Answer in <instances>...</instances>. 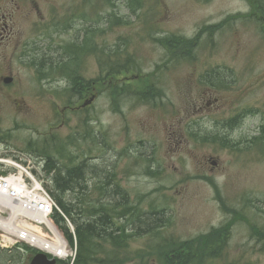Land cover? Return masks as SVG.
<instances>
[{
  "label": "rangeland",
  "instance_id": "1",
  "mask_svg": "<svg viewBox=\"0 0 264 264\" xmlns=\"http://www.w3.org/2000/svg\"><path fill=\"white\" fill-rule=\"evenodd\" d=\"M97 1L11 0L21 8L13 19L16 38L0 41V157L30 159L29 148L47 144L60 164L61 153L72 152L73 164L85 158L87 188L80 196L85 206L100 200L115 208L113 223L104 227L130 235L119 249L124 264H162L169 243L215 228L214 248L222 250L200 264H264V0H145L137 12L129 0L96 7ZM177 35L182 43L164 47ZM87 36L95 37L93 53L83 51L80 72L94 82L80 103L96 99L80 110L78 97L66 96L87 88L74 68L67 70L70 80L39 71L45 58L71 59V46L84 48ZM96 40L105 43L103 52ZM128 57L140 67L128 62L134 70L108 75ZM231 71L233 83L221 87ZM4 76L13 82L3 83ZM151 80L164 93L147 103L138 94ZM71 81L79 83L73 90ZM128 81L140 90H126ZM241 110L248 114L238 115ZM233 119L242 121L224 128ZM216 133L232 146L207 139ZM210 157L218 168L207 165ZM17 245L28 248L29 264L37 247Z\"/></svg>",
  "mask_w": 264,
  "mask_h": 264
},
{
  "label": "trees",
  "instance_id": "2",
  "mask_svg": "<svg viewBox=\"0 0 264 264\" xmlns=\"http://www.w3.org/2000/svg\"><path fill=\"white\" fill-rule=\"evenodd\" d=\"M102 1L104 0H98L96 7ZM106 1L110 2L112 0ZM129 3L130 5L133 4L132 8L135 12L145 7V0H129ZM87 38L95 37L87 36ZM168 38H175L167 43L169 45L176 44L177 46L181 43L178 35ZM133 60V57H128L121 66L127 65L128 62H133ZM71 62L72 59L70 62L64 63L63 66L69 67ZM113 73H115V68L111 66L108 75ZM67 75L72 77L71 74ZM90 89H93V84H90ZM69 145H75V142L71 140ZM64 146L68 147L66 142H64ZM55 150V147L46 144L43 149L32 147L27 152L36 163L38 162L36 157L45 159L42 172H45L47 181L51 182L50 185L46 184V187L57 201L64 215L74 226V231H72L64 215L58 210L54 212L53 220L63 233L68 244L71 247L76 245V257L74 260L72 261V258L69 257L67 260H58V264H71V262H73L72 264H124L125 259L119 254V249L127 247V240L130 235L126 234L124 230L119 235H116L114 232H107L105 228L107 224L113 223L115 208L100 200L91 201L92 204L85 206L84 199L81 197L87 188V184L84 186L83 183L86 177L84 166L87 161L73 164L72 152L69 157L61 153L64 161L60 164L51 154ZM34 172L38 173L36 170ZM117 188L121 190L120 186ZM121 191L123 192V190ZM123 193L125 199H128V195L125 192ZM71 194H77V197L75 199L69 197ZM79 204H81L82 208ZM218 232V229L215 228L198 239L187 240L180 244L176 242L169 243L162 250V255H165L166 260L162 264H200V261L217 257L222 250V248L217 250L214 248L213 241ZM24 247L26 246L17 245L11 248L0 246V264H27L29 258L25 255L24 250L27 251L28 248L25 249ZM36 252V250L31 251L34 254ZM137 256L144 258L140 251L137 252Z\"/></svg>",
  "mask_w": 264,
  "mask_h": 264
},
{
  "label": "flooded vegetation",
  "instance_id": "3",
  "mask_svg": "<svg viewBox=\"0 0 264 264\" xmlns=\"http://www.w3.org/2000/svg\"><path fill=\"white\" fill-rule=\"evenodd\" d=\"M3 2V5L0 6V41L1 43H3V41L5 40H14L15 35H14V32H15V29H14V16L16 15L17 11L20 10L21 6L18 2L16 3H13L11 2V0H0ZM82 11V7L80 6L76 12H81ZM32 13H34V9L30 7V12L28 13V15H31ZM5 33V34H4ZM47 35H38L37 38H46ZM49 37H52V36H49ZM85 41V45H84V48L83 46H81L80 48L78 47L80 44H73L70 48L71 51H69L67 53L68 57H72V63H71V68L75 69L74 70V75L77 76L78 78H80L81 80H83L86 84H87V88L85 89H81L83 93H78L80 95H75V94H72V93H69L67 92V97H68V100L69 101H73L76 97H78L76 99V109H80V110H84L86 109L95 99L96 97L95 96H92L91 98L89 99H85V101L83 103H80V101L82 99H84L86 96L89 95V92H91L92 90L90 89V84H93L94 81H86L85 80V77L83 76L84 74V70H83V74H81L80 72V67H82V63H83V59L84 57L87 55L86 53H84L83 51H87L89 54L93 53V51H90V41L93 40V38H83L82 41ZM95 40V38H94ZM100 46V51L99 52H103L104 51V48H105V43L104 42H99L98 40H96ZM79 48V49H78ZM78 49V50H77ZM76 50V51H75ZM46 59V63L43 65V67L45 68L44 71H39V74L42 76V77H47V76H50V75H54L55 76H60L62 78H68L70 80V76H68L67 74H69L66 70V68L63 66L64 63H67L69 62L71 59L69 58L68 61L66 62H63L62 61H58V63L56 64H52L51 61L49 60V58H45ZM33 64H35V66H38V64H36L35 62H33ZM163 68H167V67H163ZM36 69V67H35ZM106 69V68H105ZM135 68H130V67H125V68H122V69H119L118 70V73H120L121 71H130V70H134ZM37 70V69H36ZM214 74V73H211L209 74L210 76ZM232 74V71L229 72V76H228V84L227 83H221V87L223 88H228L229 85H231L233 83V78L230 77ZM3 78V83L5 84H11L13 82V76H4L2 77ZM47 79V78H46ZM8 80V81H6ZM217 80V76L215 74V78H214V82H216ZM95 82H98L100 85L102 84L103 86L106 85V82L105 80L101 81V78H97ZM147 82H145V85H146ZM70 88H72L73 90V87L74 85L75 86H78V82H75V84L71 81L70 83ZM127 89L128 91H134V90H140L138 89L136 86H133L131 85V82L128 81L127 82ZM145 85L141 88L143 89V91L141 93L138 94L139 98L142 100H145L147 103L149 102H154L157 98V96H160V95H163L164 91L158 87V84L155 83V81L151 80L150 81V85L145 87ZM145 87V88H144ZM85 93V94H84ZM84 96L82 97L81 95ZM21 101H23V99H19ZM243 114H248L246 113L244 110H241L238 112V115L242 116ZM237 123L234 125V124H231L230 125H226L224 128H234L235 126H237L238 124L241 123L242 120H239L238 119H233L232 122H236ZM227 137V135L225 136ZM207 139H210L211 141H214V142H219L222 144V146L224 147H228V145H230V147L232 146L230 144V142H228L229 140V137H228V140L220 135H217L216 134H210V136H208L207 134ZM75 146H80V150L82 151V154L84 153V148H81V145L76 143L75 142ZM77 149V150H79ZM83 163L86 162V159L83 158V160L81 161ZM208 164H211L214 166L213 169H216L219 167V161L214 159L213 157H210L209 160L207 161V165ZM205 166V165H204Z\"/></svg>",
  "mask_w": 264,
  "mask_h": 264
},
{
  "label": "bare ground",
  "instance_id": "4",
  "mask_svg": "<svg viewBox=\"0 0 264 264\" xmlns=\"http://www.w3.org/2000/svg\"><path fill=\"white\" fill-rule=\"evenodd\" d=\"M133 6V4L131 5ZM70 62V61H69ZM72 63V62H71ZM70 63V65H71ZM66 70L71 67L65 66ZM73 82V81H72ZM83 93V92H82ZM74 94V93H72ZM75 95H80L75 93ZM254 109V108H253ZM40 158V165H45V159ZM13 181L16 183L13 185L10 190L15 191V193H20L24 189L21 178H14ZM39 186H37L36 190H39ZM18 190L19 192H16ZM24 202L17 204V207H9L10 216L7 219L0 218V226H8L10 228H17L24 232L27 241L31 243L33 246L39 248L40 250L54 255L59 258H67L68 256V245L64 238L58 233L56 228L52 225L48 214L41 212L36 208L35 201L39 204H46V198L40 196L38 193L32 195L31 199L24 198ZM8 203L1 199L0 200V212L5 210L8 207ZM58 211L62 212L58 205ZM24 220V221H23ZM30 221L31 223H29ZM23 222V223H21ZM36 223H46L51 225L52 232L55 233L54 236L42 234L37 227ZM12 233H14L12 231Z\"/></svg>",
  "mask_w": 264,
  "mask_h": 264
},
{
  "label": "built area",
  "instance_id": "5",
  "mask_svg": "<svg viewBox=\"0 0 264 264\" xmlns=\"http://www.w3.org/2000/svg\"><path fill=\"white\" fill-rule=\"evenodd\" d=\"M10 182L5 179L4 177H0V193L4 196H6L7 198H12L13 196H11L10 193ZM24 186V189L22 191H20V194L22 193H28L30 196H32L35 193H38L40 196H43L44 198H46V204H39L38 206L40 207V210H49L50 207L52 208V206L55 204L54 201L52 200V198L44 191H40V190H36L37 186H34L33 188H28L24 183H22ZM16 192H19L18 190H16ZM14 195H17L18 193H15V191L12 192ZM35 204H38L37 201H35Z\"/></svg>",
  "mask_w": 264,
  "mask_h": 264
},
{
  "label": "water",
  "instance_id": "6",
  "mask_svg": "<svg viewBox=\"0 0 264 264\" xmlns=\"http://www.w3.org/2000/svg\"><path fill=\"white\" fill-rule=\"evenodd\" d=\"M30 264H57V258H50L47 253L39 252L33 256Z\"/></svg>",
  "mask_w": 264,
  "mask_h": 264
}]
</instances>
